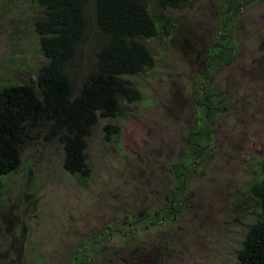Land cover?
Wrapping results in <instances>:
<instances>
[{"label":"rangeland","instance_id":"374dc122","mask_svg":"<svg viewBox=\"0 0 264 264\" xmlns=\"http://www.w3.org/2000/svg\"><path fill=\"white\" fill-rule=\"evenodd\" d=\"M158 1L147 0L158 32L141 40L153 66L124 77L136 101L120 100L115 118H97L85 139L87 180L62 168V144L40 130L29 132L18 167L0 178V260L64 261L87 235L125 231L174 192V213L137 226L131 246L148 260L156 247L153 264H237L235 251L257 216L248 184L264 153V0H185L172 10ZM83 9L87 28L68 71L72 97L101 44L91 0ZM40 14L32 0H0V87L33 81L45 63L32 29ZM201 95L216 107L206 118L207 140ZM106 125L117 133L106 134ZM189 144L202 147L194 161ZM176 169L187 174L181 182ZM120 242L112 234L109 252Z\"/></svg>","mask_w":264,"mask_h":264},{"label":"trees","instance_id":"16d2710c","mask_svg":"<svg viewBox=\"0 0 264 264\" xmlns=\"http://www.w3.org/2000/svg\"><path fill=\"white\" fill-rule=\"evenodd\" d=\"M32 1L41 10L32 20V29L45 63L38 67L33 81L0 87V178L18 167L20 148L30 138L29 132L40 130L44 139L58 138L63 151L62 168L84 183L88 177L85 139L98 117L115 118L119 114L120 100L128 103L137 100L138 92L124 77L138 75L153 66L141 40L156 36L159 20L150 13L147 0H91L92 19L101 44L94 50L92 67L72 97L68 71L76 68L78 45L87 28L84 0ZM183 1L158 3L172 10ZM219 38L228 35L221 34ZM210 52L213 53L211 48L207 51L208 61L212 60ZM222 61L225 62H219ZM200 97L204 102L203 95ZM203 111L206 132L202 138L207 140L210 124L206 118L211 109L205 107ZM103 130L106 134L117 133L115 127L108 125ZM201 149L189 144L190 160L194 161L193 154H200ZM186 169L191 170L192 166L188 164ZM258 172V178L248 184V195L256 206L257 216L247 225L235 251L237 264H264V153ZM178 180L181 182V178Z\"/></svg>","mask_w":264,"mask_h":264},{"label":"flooded vegetation","instance_id":"af4514ba","mask_svg":"<svg viewBox=\"0 0 264 264\" xmlns=\"http://www.w3.org/2000/svg\"><path fill=\"white\" fill-rule=\"evenodd\" d=\"M202 98L204 100L203 103L206 104L207 108H210L211 111L216 108L215 106H211L212 102L210 98ZM184 175L185 173L180 174L179 178H181V181L184 180ZM173 199L174 192L170 194L168 202L167 199L165 200L167 205L164 203V205L156 212H148L147 214L142 212L138 214V217L131 218L126 224L125 231L107 228L108 231L105 230L103 234L96 232L87 235L85 237V243H83L78 249H70L68 253L65 252L64 254L67 258L64 261L55 262L54 264H98V262L102 264H153L156 247L153 245L149 246L151 257L150 260H148L147 257L149 256L146 255L145 252L143 253V248L131 246L135 244L134 235L136 233V227L143 225L142 229H147L154 224H162L163 217H165L166 214L167 216H170L174 213V208H172L173 204L171 203ZM112 234L120 236L121 242L117 248L118 252H109L110 247H108L107 244L110 242ZM110 255L113 256V260L110 259ZM0 264H7V262L6 260H0Z\"/></svg>","mask_w":264,"mask_h":264}]
</instances>
